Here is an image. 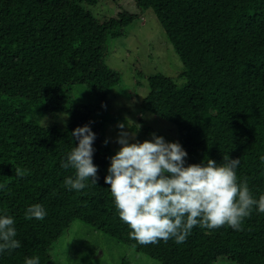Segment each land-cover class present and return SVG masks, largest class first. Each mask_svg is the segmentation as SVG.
I'll list each match as a JSON object with an SVG mask.
<instances>
[{
	"label": "trees",
	"instance_id": "obj_1",
	"mask_svg": "<svg viewBox=\"0 0 264 264\" xmlns=\"http://www.w3.org/2000/svg\"><path fill=\"white\" fill-rule=\"evenodd\" d=\"M106 1L0 0V217L14 219L21 244L0 252V264L35 257L50 264V247L76 221L158 264H264V213L256 206L239 231L198 225L181 244L130 239L105 183L113 151L102 123L120 84L105 64L109 42L123 37L138 15L154 16L181 73L175 80L137 72L144 82L136 88H147L139 109L151 115L142 120L173 130L168 140L187 153L185 166L240 159L237 183L246 180L258 201L264 196V0H133L137 13L112 17L96 13ZM74 85L86 86L92 101L72 105ZM45 114L68 121L62 129L42 126ZM86 125L95 134L97 181L69 190L64 181L75 170L62 164L78 145L72 132ZM35 204L45 218L25 219Z\"/></svg>",
	"mask_w": 264,
	"mask_h": 264
},
{
	"label": "clouds",
	"instance_id": "obj_2",
	"mask_svg": "<svg viewBox=\"0 0 264 264\" xmlns=\"http://www.w3.org/2000/svg\"><path fill=\"white\" fill-rule=\"evenodd\" d=\"M71 135L78 145L62 167L74 169L75 178H66L64 184L69 190L79 191L86 187V181H97L98 169L92 161L95 134L86 125ZM128 135L121 132L117 140L121 147L110 158L105 183L110 186L119 219L130 229V239L139 245L173 238L177 244L184 243L198 225L208 229L227 225L239 231L253 206L264 213V196L257 201L246 180L237 183L235 170L240 159L226 156L219 166L213 160L185 166L187 153L179 143H165L155 136L151 142L129 143ZM46 214L41 205L35 204L27 208L25 219L39 221ZM16 236L14 219L0 217V252L19 248ZM25 264H39V257L26 259Z\"/></svg>",
	"mask_w": 264,
	"mask_h": 264
},
{
	"label": "rangeland",
	"instance_id": "obj_3",
	"mask_svg": "<svg viewBox=\"0 0 264 264\" xmlns=\"http://www.w3.org/2000/svg\"><path fill=\"white\" fill-rule=\"evenodd\" d=\"M106 2L95 8L96 13L106 14V17H112L120 11L137 13L133 0ZM108 46L105 64L120 75V84L112 88L105 119L102 120L113 156L121 147L117 143L121 132L129 134V143H142L153 141L151 131L157 130L161 133L156 132L155 137L164 135L165 143H172L168 138H173V130L165 123L155 125L150 120H142L151 116L139 109V100L146 95L147 88L146 91L136 88L138 80L144 82L137 72H142L144 76L161 73L175 80H179L181 73V63L166 43L154 16L145 13L138 15L132 25L125 29V35L110 41ZM69 95L72 105L92 101L87 87L83 85L72 86ZM44 119L45 125L42 123ZM67 121L68 117L64 114H45L39 123L62 129L61 125ZM119 125L124 127L120 128ZM109 167L110 162L104 173H108ZM49 254L50 264H158L154 259L77 221L50 247Z\"/></svg>",
	"mask_w": 264,
	"mask_h": 264
}]
</instances>
